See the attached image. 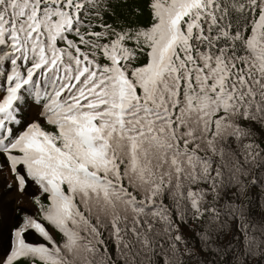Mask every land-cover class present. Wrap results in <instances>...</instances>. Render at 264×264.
Returning <instances> with one entry per match:
<instances>
[{
  "label": "snow or ice",
  "instance_id": "obj_1",
  "mask_svg": "<svg viewBox=\"0 0 264 264\" xmlns=\"http://www.w3.org/2000/svg\"><path fill=\"white\" fill-rule=\"evenodd\" d=\"M108 3L0 0V157L48 200L0 264H185L192 232L218 254L232 219L231 264H264L235 203L264 190V149L243 143L264 126V0H148L147 25L107 22Z\"/></svg>",
  "mask_w": 264,
  "mask_h": 264
},
{
  "label": "trees",
  "instance_id": "obj_2",
  "mask_svg": "<svg viewBox=\"0 0 264 264\" xmlns=\"http://www.w3.org/2000/svg\"><path fill=\"white\" fill-rule=\"evenodd\" d=\"M148 3V0H109L108 7L109 12L104 14V19L109 23H126V24H136V25H147L150 22V17L145 5ZM111 13V14H110ZM28 103H25L24 109L26 111ZM24 118L27 119V114L24 113ZM45 127V130L51 131V126L42 125ZM251 132V137L248 140L243 141V143H256L260 146L261 149H264V126L257 124L255 122L247 125ZM264 156V152L261 153ZM254 174L259 177L261 175V170L256 169ZM235 192V189H232ZM37 198L42 204L47 206L48 200L46 194L40 193ZM167 202V201H166ZM232 200H229V203H232ZM221 204L224 203L222 199ZM235 203L242 206L245 214V223L248 225V232L253 236L257 243L264 247V190L259 186L251 187L248 192L245 193L243 198L236 199ZM219 207V205H218ZM16 217L12 225V230L16 227L18 222L22 219L25 214L21 207L16 212ZM34 218H41L39 211L34 213ZM207 217H204L200 221L201 227L198 231H203L202 225L206 223ZM2 223L0 216V225ZM179 224V222H177ZM182 230L187 231V226L180 225ZM213 229H216L217 226L212 225ZM53 235L55 239L59 242L61 237L60 234L53 230ZM212 239L210 244L213 247H219L220 251L218 254H214L211 251H204L201 247V242L196 236L195 232H192L189 235V243L193 246L195 257L192 260L185 259V264H196L197 259L209 260L213 259V264H231L233 255L239 251L242 252L244 249V234L240 231V221L239 220H227L223 224V228L218 233H210ZM231 246L229 252H225L224 249L228 246ZM138 247V245H137ZM115 248L114 245L109 243V253L114 254ZM183 251V249L181 250ZM2 256V255H0ZM260 256L252 257L246 261V264H260ZM137 264H140V259L137 258Z\"/></svg>",
  "mask_w": 264,
  "mask_h": 264
},
{
  "label": "rangeland",
  "instance_id": "obj_3",
  "mask_svg": "<svg viewBox=\"0 0 264 264\" xmlns=\"http://www.w3.org/2000/svg\"><path fill=\"white\" fill-rule=\"evenodd\" d=\"M24 113L27 114V119H29V111H24ZM39 193L41 191L38 189V186H35L30 181L27 183L24 192L17 191L16 181L5 165L3 157H0V215L3 220L0 228V255H3L9 249V234L11 232V226L14 223L16 210L21 207L30 212H38L39 209L35 202L36 199L33 198ZM28 240L35 242L37 237L30 234L28 235Z\"/></svg>",
  "mask_w": 264,
  "mask_h": 264
},
{
  "label": "clouds",
  "instance_id": "obj_4",
  "mask_svg": "<svg viewBox=\"0 0 264 264\" xmlns=\"http://www.w3.org/2000/svg\"><path fill=\"white\" fill-rule=\"evenodd\" d=\"M28 108V107H27ZM40 194V193H39ZM38 194V195H39ZM37 195V196H38ZM37 196H35L33 199H36L37 198ZM17 210H19V209H17ZM17 210H16V212H17ZM21 210L25 213V214H28V215H33L34 213H36L35 211H28V210H26L25 208H21ZM17 214V213H16ZM1 216V215H0ZM15 217H16V215H15ZM15 217H14V219H15ZM38 219V218H37ZM1 220H2V217H1ZM2 222H3V220H2ZM0 228H1V225H0ZM11 230H12V226H11ZM9 237H10V234H9ZM9 244H10V238H9Z\"/></svg>",
  "mask_w": 264,
  "mask_h": 264
}]
</instances>
